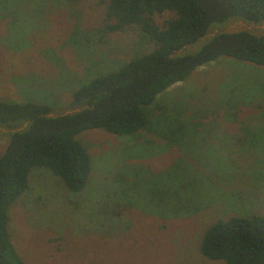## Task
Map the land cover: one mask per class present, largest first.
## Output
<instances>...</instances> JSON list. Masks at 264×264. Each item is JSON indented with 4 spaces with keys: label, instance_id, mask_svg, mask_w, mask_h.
Here are the masks:
<instances>
[{
    "label": "rangeland",
    "instance_id": "1",
    "mask_svg": "<svg viewBox=\"0 0 264 264\" xmlns=\"http://www.w3.org/2000/svg\"><path fill=\"white\" fill-rule=\"evenodd\" d=\"M107 1L0 0V100L67 113L82 81L152 50L137 28L101 31ZM242 28L264 34V22L231 18L184 51ZM150 114L157 123L136 138L77 134L91 158L80 191L31 170L7 223L25 264H225L200 241L219 217L264 215V68L220 56L159 93ZM13 129L0 127V152Z\"/></svg>",
    "mask_w": 264,
    "mask_h": 264
},
{
    "label": "trees",
    "instance_id": "2",
    "mask_svg": "<svg viewBox=\"0 0 264 264\" xmlns=\"http://www.w3.org/2000/svg\"><path fill=\"white\" fill-rule=\"evenodd\" d=\"M104 14L101 31L137 28L153 49L82 81L68 97L67 113L51 114L52 107L42 102L0 100V127L25 124L10 131L0 152V264H25L10 238L8 211L34 167L49 169L71 191L85 187L91 158L77 138L81 131L102 129L129 138L151 131L156 96L220 56L264 68V34L245 28L218 31L184 51L213 24L231 18L264 22V0H108ZM247 213L211 223L200 241L202 255L225 264H264V215Z\"/></svg>",
    "mask_w": 264,
    "mask_h": 264
}]
</instances>
